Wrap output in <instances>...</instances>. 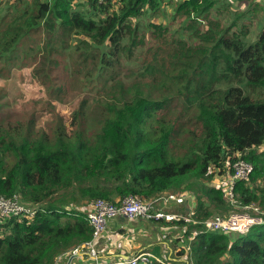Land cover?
<instances>
[{
  "label": "trees",
  "instance_id": "1",
  "mask_svg": "<svg viewBox=\"0 0 264 264\" xmlns=\"http://www.w3.org/2000/svg\"><path fill=\"white\" fill-rule=\"evenodd\" d=\"M14 1L23 3L2 25L0 60L11 59L39 28L34 26L43 25L47 54L67 36L68 48L84 52L77 56L81 79L94 81L82 80L90 84L86 89L92 96L84 94L67 123L59 116L51 132L0 123V195H15L32 209L31 214L0 213V264H54L60 254L81 249L92 232L84 210L95 199L118 203L135 196L148 201L179 191L194 194L195 204L178 211L191 208L199 220L167 221L184 227L175 238L179 262L264 264V222L233 234L206 229L201 222L251 202L264 209V150H256L264 143V23L245 39L228 33L210 14L248 1L245 10L233 13L256 15L262 3L169 0L176 13L187 15L188 32L164 41L159 34L168 29L147 23L151 41L165 47L169 58L160 55L156 67L142 63L143 71L150 72L149 84H142L140 75L126 84L110 77L143 27L136 15H142L143 7L160 12L167 0ZM204 21L208 26L197 30ZM104 88L113 95L103 107ZM173 102L180 105L178 115L158 117L157 111ZM88 112L97 118L93 129L83 121ZM188 119L193 122L187 124ZM237 158L250 162L252 171L248 179L235 182L236 200L230 203L220 183L212 180L231 173Z\"/></svg>",
  "mask_w": 264,
  "mask_h": 264
},
{
  "label": "rangeland",
  "instance_id": "2",
  "mask_svg": "<svg viewBox=\"0 0 264 264\" xmlns=\"http://www.w3.org/2000/svg\"><path fill=\"white\" fill-rule=\"evenodd\" d=\"M79 1L77 0V2ZM258 1L262 3V9L256 15L245 13L237 16L233 13L234 11L240 13L245 10L248 1L234 2L230 11L216 15L210 14L220 26L228 27V33L234 31L245 39H251L259 30L260 25L264 23V0ZM19 3H23V1L0 0V31L3 29L2 25H7L6 21H9V16L14 14V8ZM175 5L173 1L167 0L163 5L165 8L161 9L160 12L158 10L152 13L148 7H143L142 15H136L143 27L136 33L133 43L128 44L131 51L122 53L114 65L110 80H121L126 84H131L140 75L141 78L144 77L141 79L142 84H149L150 72L143 71L142 63L150 62L156 67L160 55L165 59L169 57L165 47L151 41L150 32L146 26L149 22L163 24L168 29L167 32L159 34L164 41H169L171 36L178 38L180 32H188L184 30V27L190 24V21H187V15L175 12ZM16 10V14H19L21 7L18 6ZM194 16L196 14L193 12L192 17ZM207 26L206 21H204V23L197 24L196 28L197 30H204ZM36 27L39 28L33 29L24 38L18 52L11 59L0 60V123L10 128L23 124L30 126L33 130L51 132L59 116L67 123L84 94L92 96V93L87 92L86 89L90 84L82 80H94L92 78L81 79L82 75L78 69L81 62L79 61L80 57L77 56L84 54V52L81 50L74 52L72 48H68L70 41L67 36L55 41L52 44L54 46L53 53L47 54L44 38L48 30L43 25L34 26V28ZM154 51H157L159 55L154 54ZM88 64L90 63L88 62ZM81 69L82 73L86 71L84 68ZM56 88H59V96L53 95ZM151 89L155 90L153 86ZM114 91L116 92V89ZM151 95L156 97L155 92H151ZM109 96L110 93L107 94L104 88L101 96L103 107L104 103L111 101V96ZM179 107L180 105L173 102L168 108L157 111V115L159 117L161 113L173 118L178 115ZM95 119L97 118L94 113H87L86 117L83 118L87 129L96 127ZM186 122L190 124L193 121L188 119ZM256 150H264V143ZM214 182L222 184L221 175H215L212 180V183ZM189 198L191 199L189 201L195 202L194 194L191 193ZM182 205L181 208L183 209L184 204ZM215 214L217 213L212 215ZM262 219L264 220V218ZM147 264L151 263L148 262Z\"/></svg>",
  "mask_w": 264,
  "mask_h": 264
},
{
  "label": "built area",
  "instance_id": "3",
  "mask_svg": "<svg viewBox=\"0 0 264 264\" xmlns=\"http://www.w3.org/2000/svg\"><path fill=\"white\" fill-rule=\"evenodd\" d=\"M251 171L252 165L250 162L242 158H237L232 162V172L227 173L224 176L223 183L220 184L223 188V197L227 201L233 203L236 200L234 194L235 182L239 179H248ZM189 196H191L190 191H179L166 192L148 201L135 196H127L118 203L110 202L103 198L95 199L84 210L91 224L92 232L91 237L82 246H87L89 255L94 257L97 253L94 247V241L104 229L107 219L115 215H124L128 219L144 218L164 221L183 219L185 222H199V220L192 217L193 209L191 208L186 213H183L178 210H166L162 206L169 202L178 205L184 204L189 199ZM159 203L162 205L156 206ZM20 211H29L30 214L32 213V209L29 210L26 208L15 195L11 197L0 195L1 214L8 215ZM260 213H263V215H260ZM262 218H264V209L251 202L241 206L238 210L231 209L225 215H211L201 220V222L206 229L233 234L246 232L253 224L264 222ZM79 249L78 246H75L70 249V252L75 254ZM150 260H155L161 264H170L168 260H163L149 252H141L125 260L117 259L102 264H143ZM54 264H56V260Z\"/></svg>",
  "mask_w": 264,
  "mask_h": 264
},
{
  "label": "crops",
  "instance_id": "4",
  "mask_svg": "<svg viewBox=\"0 0 264 264\" xmlns=\"http://www.w3.org/2000/svg\"><path fill=\"white\" fill-rule=\"evenodd\" d=\"M189 199L185 201L187 204L184 203V208L195 204ZM161 205L159 203L156 206ZM162 206L166 210H178L182 204L169 202ZM182 232V228L167 221L128 219L124 215H115L107 219L104 229L95 239L94 247L97 253L94 257L89 255L87 246H83L75 254L70 251L60 254L56 258V264H102L117 259L125 260L141 252H149L163 259L170 258L169 263L181 264L175 254L178 244L175 238ZM147 263L148 261L143 264Z\"/></svg>",
  "mask_w": 264,
  "mask_h": 264
},
{
  "label": "water",
  "instance_id": "5",
  "mask_svg": "<svg viewBox=\"0 0 264 264\" xmlns=\"http://www.w3.org/2000/svg\"><path fill=\"white\" fill-rule=\"evenodd\" d=\"M83 245V244H82Z\"/></svg>",
  "mask_w": 264,
  "mask_h": 264
}]
</instances>
